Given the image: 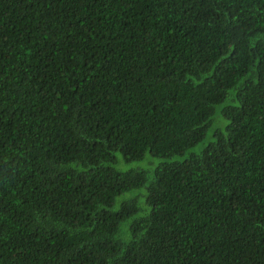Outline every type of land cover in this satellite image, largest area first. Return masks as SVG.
Masks as SVG:
<instances>
[{"label":"trees","instance_id":"obj_1","mask_svg":"<svg viewBox=\"0 0 264 264\" xmlns=\"http://www.w3.org/2000/svg\"><path fill=\"white\" fill-rule=\"evenodd\" d=\"M0 264H264V0H0Z\"/></svg>","mask_w":264,"mask_h":264},{"label":"rangeland","instance_id":"obj_2","mask_svg":"<svg viewBox=\"0 0 264 264\" xmlns=\"http://www.w3.org/2000/svg\"><path fill=\"white\" fill-rule=\"evenodd\" d=\"M209 142H211V139L209 137H206L202 143L197 144L193 149L188 150V152L194 151L195 153H200L208 145ZM174 158H171L170 160H162L158 158H152L150 155H146V157L142 161L134 162V163H125L123 158L119 155L117 156L116 159L117 162L116 168L122 171L143 169L147 171L149 175H152L155 172V170L165 162H169V163L175 162ZM129 195L130 193L126 194L125 196H121L117 198L118 202H121L122 200L124 201L126 198L129 197Z\"/></svg>","mask_w":264,"mask_h":264}]
</instances>
